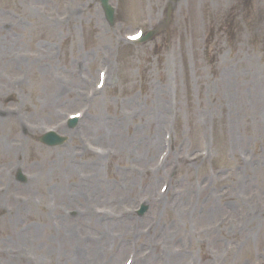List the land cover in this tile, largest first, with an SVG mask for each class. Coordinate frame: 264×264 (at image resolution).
Instances as JSON below:
<instances>
[{"label":"rangeland","instance_id":"374dc122","mask_svg":"<svg viewBox=\"0 0 264 264\" xmlns=\"http://www.w3.org/2000/svg\"><path fill=\"white\" fill-rule=\"evenodd\" d=\"M126 1L113 0L112 6H115L120 13L125 9L123 2L126 3ZM142 1L139 0L140 10L143 6ZM186 1L190 2L187 6L179 5L171 12L173 16L170 23L166 21L168 11H163L162 25L165 28L160 34H155L151 42L137 48L122 47L115 57L119 62V67L118 74L113 78V87L96 101L94 111L96 113L102 111L103 115L111 120L121 118L124 112L132 109H137L139 112L138 115L127 117V125L123 126L124 132L121 135L106 134L105 145H109L113 152L105 158L102 164L104 177L100 178V181L110 188L108 190L98 186L94 188L105 194V200L98 204L100 208L107 209L109 193L113 197L119 194L120 200L115 203V211L124 207L122 212L125 214V209L133 211L136 208L137 200L146 191L159 188V181L157 179L153 181L158 171L163 173L159 179H173L172 189L187 186L188 192L191 193L190 187L205 186L207 195H199V200L207 196L205 208L201 209L199 203L196 202L193 208L185 213L183 210L187 205L188 198H186L181 204L180 211L174 208L158 211L157 220L161 226H165L167 254L172 261L170 264L175 261L182 264H215L218 258L217 254L213 256L215 249L211 241L213 237L206 231L208 228L206 225L216 223L225 216L226 211L223 208L233 205V208L229 209V218L234 229L240 231L244 226L245 216L242 210H238L239 207H244L254 200L264 208V87H257L260 84L264 85V47L260 48L261 38L256 36L248 38L250 30H259L264 26V20L259 24L250 25L246 20L248 19L246 12L242 10V6H238L236 0H232L233 5L230 0ZM137 3L138 0H132L131 5ZM96 5L93 0H0L2 22L17 26V29L10 27L0 29V44L3 46L6 58L0 60V137L2 140L3 138L9 141L13 138L19 140L22 146L29 150L19 157V161H23L28 172L34 175L28 183L29 188L27 187L24 193H18V195L30 198L31 204L41 200V205L32 208L30 214L33 217L40 216V220L36 222L33 219L31 227L37 228L35 229L37 231L39 229L38 232L43 239L52 241L51 244L42 241L43 248H36L40 257L50 258L53 264L72 263L64 256L54 254L52 251H58L60 242L52 237L57 231L45 218L44 206L48 202H53L59 221H61L60 215L65 216L66 208L63 206V200L59 197L54 198L49 191L54 193L56 190L53 187L67 189L80 184L78 177L74 175L75 170L67 174L59 173L65 169L68 159L69 164L73 161L71 153L73 150L77 151L80 145L75 141L69 142L67 135L66 148L53 150L40 148L42 146L37 144V138L23 135L22 127L18 125L19 122L15 117L24 120V117L28 116L29 122L46 124L47 126L43 129H47L57 123L62 115L82 106L83 102L76 100L74 92L72 95L69 94L68 88L74 84V80L81 73L94 79L100 67L101 58L105 57V46L113 43L111 36V40L103 45L102 39L106 35L103 30L108 27L101 12H98L101 25H97L94 21L93 13L97 12ZM209 6L212 7L210 25L201 27L197 25V17L208 10ZM253 6L252 11L259 10L258 0L254 1ZM231 9L242 11L240 33L232 44H225V40L223 41L225 49L219 52L220 56L217 61L214 59L209 61L211 66H208L209 72H207L206 62L199 56V51L195 50L198 48L199 28L206 39L214 21ZM68 11H77V17L70 23L67 22ZM136 12L141 13L142 11ZM29 14L31 15L30 20L27 19ZM188 15L191 23L189 29L183 24ZM129 22L130 26H144L134 14ZM29 25L30 30L26 29ZM128 25L127 22L122 24L125 29L134 31V28L130 29ZM108 29L112 34L113 30ZM115 31L119 29L115 27ZM190 32L192 33L191 38L189 37ZM202 47L203 44L200 48ZM191 51L195 52L194 55ZM244 51L258 60L246 67ZM17 52L28 53V60L24 61L22 54L20 59L10 58V53ZM238 59L245 63L238 72L233 73L232 69L238 63ZM80 68L82 71L76 72ZM227 69L229 70L226 71ZM247 69H253L254 73L246 72ZM216 72L233 75L231 81H228L232 87L225 93L217 94L220 89L218 79L222 76L219 75L217 78ZM60 81H62V87L58 85ZM52 89L55 90V94L49 99L48 94ZM76 89L74 87L72 91ZM226 101H233L237 104V125L235 127L230 124L228 110L221 109L220 104ZM159 104H166L170 108L168 118L174 140L171 156L161 170L155 167L156 159L162 151L161 148L157 151L148 150L147 147L143 149L141 142H138L130 148L123 149L124 136L134 137L137 129H144L142 135L135 136L138 140L150 136L152 130L155 129L151 119L155 113L154 107ZM165 110L166 108L162 110L157 121L162 120ZM6 114L14 115V119L6 118ZM91 116H95V113L92 112ZM39 132H43L42 129ZM6 133L9 135H5ZM93 142L102 145L99 136ZM10 145L9 143L8 146L11 147ZM202 145L208 149V161L203 160L201 164L200 162L192 163L188 155L198 154ZM147 154L152 156L147 160L148 163H145ZM9 157L8 160L4 157L0 158V170L5 172L15 165L12 157ZM176 158L184 159L185 163L174 165ZM77 160L86 166L94 164L95 161L90 153L81 154ZM244 161L247 164H244ZM212 162L214 169L209 168ZM143 166L151 172L146 170L147 172L140 173ZM6 176L7 174L4 173L0 177V186L8 185L4 178ZM53 177L56 179L51 186ZM129 184H133L135 189L128 194L123 190V186ZM14 197L15 195L11 197L12 204H15ZM218 201L223 212L211 215L212 219H208L205 224L202 215L206 206L207 208L213 207V203H218ZM22 204L16 203L13 208V218L17 219L18 225L21 215L30 209L29 203L25 211H20ZM76 206L81 208L80 204ZM200 209L203 210V214ZM127 216L134 217L133 214ZM148 217V214L143 219L134 217L133 222H139L138 225H141ZM24 219L25 228L22 229L19 225L21 232L25 234L32 232L34 229H28L30 216ZM225 220L226 217L217 225L216 234L220 241L234 246L235 239L240 236L235 237L232 234L231 222L224 225ZM261 220H264V216L252 220L245 228L242 237L249 235V232ZM7 221L0 219V237L10 240L13 239L11 234L2 230ZM115 226L117 229V225ZM128 226V223L124 224V231ZM224 227L225 229L220 232L219 229ZM100 230H102L101 227L97 226L95 221L86 222L84 229H81L82 237L88 235V242L98 243ZM117 232L121 231L117 229ZM165 233L161 234V240ZM222 233L234 238L225 240L220 235ZM68 236L74 238L71 230ZM63 237L65 238L66 234ZM123 241L127 244L128 238L123 237L122 241L116 238L112 248L119 249ZM106 243L107 241L101 242L96 251L102 254L104 250H108ZM0 244L5 245L2 242ZM8 246L17 248L10 244ZM222 247L223 245H220L218 248L222 249ZM258 247L261 249L262 245L256 248L254 244L249 248L247 245H244V248L239 246L223 264H255L256 259L264 258L260 250L259 253L255 252ZM87 249L92 250V247L87 246ZM44 250L48 251L49 255L45 254ZM158 250L159 255L149 264H160V257H164L167 264L165 250L162 248ZM179 250L182 252L179 253ZM141 251H144V247ZM125 255L126 252L117 264L124 263ZM102 261L105 262L104 259ZM114 262L116 259L111 258V263Z\"/></svg>","mask_w":264,"mask_h":264},{"label":"bare ground","instance_id":"6f19581e","mask_svg":"<svg viewBox=\"0 0 264 264\" xmlns=\"http://www.w3.org/2000/svg\"><path fill=\"white\" fill-rule=\"evenodd\" d=\"M27 19L28 20L31 19V15L30 14L28 15ZM26 29L30 30V25ZM156 123H157V121L154 123V126H155ZM122 124H123V122H122ZM165 124L166 123L163 120L161 122V124L159 125V127H162ZM106 127H108V132L109 133H113V132L118 133L119 132L118 130L120 128V126L117 123H114L112 121H108V120H106L104 118H101V119L100 118H95L94 120H92V122H90L88 124L87 132L91 136H99V135H101V133L102 134L105 133V128ZM138 130H139V133L141 132L140 135H142L144 130L142 128H140ZM159 132H160V129H157L155 131L152 140H149L148 142H146L144 140L141 141V146L143 147V149L145 147H147L148 150H154L156 148L157 141L160 140L158 138V136H157L159 134ZM105 138H106V135L104 137H102V141H105ZM161 142H162V137H161ZM69 169H70V167L68 166L67 169H66V172L69 171ZM88 170L92 171V173L97 171V169L94 168L93 166L88 168ZM98 180L99 179L97 178L96 180L92 179L90 181H92V183L95 184L96 186L101 187V188H103L105 190H108L110 188V187L105 186L102 183H100V185L97 184ZM92 183L90 182L89 184H92ZM86 188L87 187H83V188H78V189L70 191V195L69 196H70L71 200H74V201L78 202V193L83 191V190H85ZM125 189L128 190L129 187H125ZM67 191H68V189H63V190H59L58 192L62 193V195H65ZM186 193H187V191L181 192V195L183 196V198H186ZM94 195H95L96 199L102 197V194L99 193L97 190L94 191ZM118 196H119V194L114 196V197H110V198H111V200L113 202H117V200L119 199ZM102 199L105 200V196ZM218 204L219 203H213V207H208V208L206 206L205 213L202 215V219H204L203 221L205 222V224L207 223L208 219H210V220L212 219L211 215H216V214H218L220 212H223L222 207L221 206L219 207ZM175 207L178 210L181 209V202L179 201V199L175 203ZM205 215H207V216L205 217ZM101 221L106 223V222L110 221V218L105 217L104 219H101ZM100 227L102 228V230L99 231V235H98L99 236L98 237L99 238V242L97 244L89 245V247H92V250H90L88 256L91 254L94 258H99L98 259V264H101V259H105L106 260V264H110L111 263V258H117V260H118L120 258L119 255H122V250H118V249H116V247L112 248L110 245L115 244L114 241H115L116 235L118 233L117 229L122 231L123 225L118 226L117 229H116V226H113V225H110V224H106V225L103 224ZM7 228H8V230L11 229V223H9L7 225ZM156 229H157L156 226L153 225V231H155ZM123 234H124V232L118 234V237H117L118 241H121V239L123 238ZM140 237H142V235L138 234L137 238H140ZM253 240L257 241L258 244L263 246L261 250L264 252V226H263L261 231H258V236L256 234V236H255V238H253ZM103 241H107L106 246H108V250L106 249V250H104V252H102V254H100L98 251H96V248H98L97 246L99 244H101V242H103ZM60 243L66 245L65 248L72 249L74 251L75 254L71 255V259L74 260L75 264L83 263L81 258H80V255L78 254V250H80V249L82 250L83 249V247H81L82 244L79 241H76V243H74L73 240L67 239L65 241L61 240ZM35 244L38 246L39 249L43 248V245L40 244L39 241L36 240ZM153 244H155V243H153ZM85 245H87V242L85 243ZM127 251L128 250H126V252ZM124 252L125 251H123V253ZM107 253H108V255H107ZM133 257H134V261L135 262H136V260H137V263L141 261V259H137V254H134ZM88 263H89V261L86 262L85 264H88ZM173 264H182V263H180L179 261H175V262H173Z\"/></svg>","mask_w":264,"mask_h":264},{"label":"snow or ice","instance_id":"6c2138e0","mask_svg":"<svg viewBox=\"0 0 264 264\" xmlns=\"http://www.w3.org/2000/svg\"><path fill=\"white\" fill-rule=\"evenodd\" d=\"M138 37H132V39H137Z\"/></svg>","mask_w":264,"mask_h":264}]
</instances>
